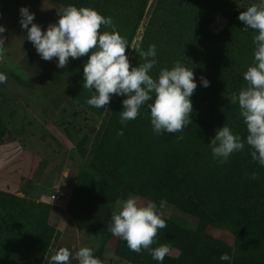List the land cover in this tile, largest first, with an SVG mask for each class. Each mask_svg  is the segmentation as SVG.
I'll list each match as a JSON object with an SVG mask.
<instances>
[{
	"label": "trees",
	"instance_id": "1",
	"mask_svg": "<svg viewBox=\"0 0 264 264\" xmlns=\"http://www.w3.org/2000/svg\"><path fill=\"white\" fill-rule=\"evenodd\" d=\"M17 1L0 0V18ZM53 1L64 8L91 7L119 20L114 24L123 38L133 26L135 13L122 5L124 0ZM161 2L172 6L171 10L181 5L174 17L176 22H165L155 33L157 22L152 19L141 48L156 45L158 63L151 73L153 77L176 62L192 68L197 82L191 97L192 123L179 133L156 135L145 104L140 115L123 128L124 134L117 136L122 127L120 111L124 97L114 96L91 153L90 169L81 171L71 206L94 217L105 216L111 223L112 204L129 195L140 196L156 202L167 224L158 230L151 247L166 244L179 251L178 256L166 255L163 264H229L219 260L222 253L229 254L230 264H264V167L252 161L247 144L225 164L213 159L209 144L224 124L242 139L247 135L238 102L230 107L223 98L231 94L238 98L241 88L247 86L243 73L252 65V38L257 33L251 29L244 31L237 19L246 7L227 10L223 0ZM218 18L224 23L214 32L211 26ZM104 30L102 26L101 31ZM149 30L153 33L149 34ZM173 30L176 35H172ZM132 61V66L139 65L138 54ZM11 75L19 84L33 86L31 80ZM202 76L210 81L209 87L200 85ZM11 137V130L0 121V144ZM252 173L257 176L255 180L250 179ZM161 200L166 201L163 209L159 207ZM167 208L194 219L197 227L175 225L163 215ZM54 209L50 204L22 200L14 193L0 190V264L44 263L59 235L51 218ZM209 225L231 232L234 245L209 234ZM119 257L130 264H158L148 250L132 252L126 242Z\"/></svg>",
	"mask_w": 264,
	"mask_h": 264
},
{
	"label": "rangeland",
	"instance_id": "2",
	"mask_svg": "<svg viewBox=\"0 0 264 264\" xmlns=\"http://www.w3.org/2000/svg\"><path fill=\"white\" fill-rule=\"evenodd\" d=\"M223 2L227 10H232L247 8L256 0ZM122 5L132 8L135 13L133 26L124 37L131 47H141L152 19L157 22V33L165 22L175 23L174 17L181 10L180 4L171 10L172 6L161 0H124ZM22 6L35 13L34 23H38L42 30L55 23L58 12L64 8L53 0H19L0 18V24L7 29L5 55L0 59V73L7 76L6 83L0 84V121L12 132V137L0 144V179L5 183L0 182V186H6V191L26 201L54 206L52 194H60L65 201L62 206L56 205L51 213L59 235L52 242L43 264H49L51 255L60 247L79 249L84 246L94 249L100 264H130L119 257L125 241L112 236L109 230L111 223L106 217H94L70 203L81 171L90 169L91 153L98 143L108 112V108L97 109L87 104L93 95L90 89L82 88L83 64L87 55L70 59L65 69H58L55 59H40L27 41L26 31L20 28L19 8ZM113 21L117 23L119 20ZM223 23V19H216L212 30L217 32ZM152 33L149 30V34ZM176 34L173 30L172 35ZM126 54L132 65L137 53L126 49ZM11 74L25 81L31 80L33 86L19 84ZM223 100L230 107L238 102L234 94ZM136 198L141 204L148 202L143 197ZM118 202L111 205L114 211H118ZM163 215L180 227H197L194 219L179 214L173 208H167ZM207 232L234 245V236L226 229L209 225ZM169 249V255H179L177 249ZM71 264H78V261L73 259Z\"/></svg>",
	"mask_w": 264,
	"mask_h": 264
},
{
	"label": "clouds",
	"instance_id": "3",
	"mask_svg": "<svg viewBox=\"0 0 264 264\" xmlns=\"http://www.w3.org/2000/svg\"><path fill=\"white\" fill-rule=\"evenodd\" d=\"M237 19L244 25V31L251 29L257 33L252 38V65L243 73L247 86L238 94L240 116L247 135L242 139L224 124L215 131L209 144L213 159L219 164L227 163L230 156L242 152L247 144L252 161L264 167V0H256L241 11ZM34 20L35 13L28 7L19 8L20 28L26 31V39L40 59H55L56 67L65 69L70 59L87 55L83 64L82 88L93 92L87 100L88 105L107 109L112 96L124 97L120 111L122 127L117 136L124 134L123 128L140 115L145 104L156 135L176 134L192 123L190 117L194 109L191 97L197 88L192 68L176 62L171 68L160 69L153 77L151 73L158 63L156 45L150 44L146 50L139 45L131 47L116 29L112 18L91 7L68 5L58 12L55 23H50L44 30ZM102 26L104 31H101ZM6 31L5 25L0 24V59L5 55ZM126 49L138 54V66L131 65ZM6 81L7 76L0 73V84ZM200 85L207 88L210 81L202 76ZM256 178L252 173L250 179ZM165 204L166 201L161 200L159 207L163 209ZM166 227L156 202L141 204L135 196L129 195L118 202V211L112 213L109 230L112 236L124 240L130 251L140 253L142 249L148 250L153 260L163 264L170 252L169 246L164 244L152 248L151 245L158 230ZM73 259L78 264H100L94 249L89 246L79 249L60 247L51 255L49 264H71ZM219 260L230 264L231 257L222 253Z\"/></svg>",
	"mask_w": 264,
	"mask_h": 264
},
{
	"label": "built area",
	"instance_id": "4",
	"mask_svg": "<svg viewBox=\"0 0 264 264\" xmlns=\"http://www.w3.org/2000/svg\"><path fill=\"white\" fill-rule=\"evenodd\" d=\"M51 199L54 206H62L65 203L60 194H52Z\"/></svg>",
	"mask_w": 264,
	"mask_h": 264
},
{
	"label": "crops",
	"instance_id": "5",
	"mask_svg": "<svg viewBox=\"0 0 264 264\" xmlns=\"http://www.w3.org/2000/svg\"><path fill=\"white\" fill-rule=\"evenodd\" d=\"M57 4H58V3H57ZM0 163H2L1 160H0ZM1 166H2V165H1ZM0 182H3V183H4V180H1V179H0ZM4 184H5V183H4ZM0 190H5V191H6V190H8V189L6 188V186H0Z\"/></svg>",
	"mask_w": 264,
	"mask_h": 264
}]
</instances>
